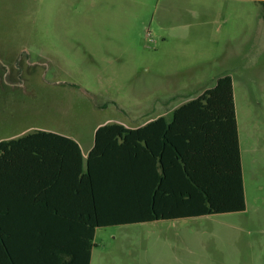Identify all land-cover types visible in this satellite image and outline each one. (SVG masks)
Here are the masks:
<instances>
[{
	"label": "rangeland",
	"instance_id": "374dc122",
	"mask_svg": "<svg viewBox=\"0 0 264 264\" xmlns=\"http://www.w3.org/2000/svg\"><path fill=\"white\" fill-rule=\"evenodd\" d=\"M0 141L137 127L232 80L245 210L96 231L91 264H264V0H0Z\"/></svg>",
	"mask_w": 264,
	"mask_h": 264
},
{
	"label": "trees",
	"instance_id": "16d2710c",
	"mask_svg": "<svg viewBox=\"0 0 264 264\" xmlns=\"http://www.w3.org/2000/svg\"><path fill=\"white\" fill-rule=\"evenodd\" d=\"M171 116L142 128L97 126L86 159L72 139L44 130L1 140L0 212L29 208L57 217L38 220L56 228L33 238L0 228V264H90L96 228L244 211L231 78H217ZM76 181L77 203L28 205V185L64 183L73 193ZM60 228L69 230V245L61 243Z\"/></svg>",
	"mask_w": 264,
	"mask_h": 264
},
{
	"label": "crops",
	"instance_id": "0c3cea01",
	"mask_svg": "<svg viewBox=\"0 0 264 264\" xmlns=\"http://www.w3.org/2000/svg\"><path fill=\"white\" fill-rule=\"evenodd\" d=\"M204 91L205 90H203L199 94H196V96H194L190 100L197 98ZM175 99H176L175 95L164 96V97L161 96L160 101H163V104H161V109L156 110L155 115L153 116H144L142 117V119L140 118V123L137 127L142 128L158 118H163L165 122L169 123L172 119V116H171L172 111L179 106L178 104L173 106L172 103ZM235 115H236V109H235ZM236 123H237V117H236ZM127 128H133V127H127ZM46 132H50L53 134H57V135L72 139L78 145L83 159L87 158L89 152L92 150L94 146V133L90 139L82 134H78L74 136L73 134L58 133V132H53V131H46ZM237 132H238V123H237ZM238 140H239V132H238ZM239 153H240V164H241V173H242V158H241V151H240V140H239ZM142 165H143L142 170L144 171V174L146 173L148 174L147 157L143 161ZM78 183H79L78 181L75 182V192L73 193H71L68 190L69 187H67V185H65L64 183H41V184L32 183L31 185L27 186L28 191H27L26 200L28 202V205H30V202H35L36 200H39V199L42 202L47 201V202H53V203L56 202V203L65 204L66 202L73 201L74 203H77L78 200L80 199V197H78ZM242 188L244 191L243 174H242ZM15 191H17V189H14L13 193ZM9 193L12 194V191L9 190ZM1 208L3 207L1 206ZM32 210L33 209L27 208L26 211L20 212V214H18L15 211H12V210L9 211V210L4 209L3 211L0 212L1 230L2 231L4 230L8 233L10 232L12 235L18 234V235H25L27 237L33 238V237H37V235L39 234H42V235L49 234L48 231H51L52 228H56V227H52L51 224L40 225L37 223V221L40 219H46L45 217L52 219L57 216L51 213H48V212H44V211L36 212ZM227 214H234V213H227ZM219 215H226V214H219ZM209 216H218V215H209ZM204 217H208V216H201L198 218H204ZM198 218H192V219H198ZM168 221H178V220H159V221L148 222V223L132 224V225H125V226H114V227H128V226H134V225H146V224H151V223H156V222H168ZM98 229L100 228L95 229L94 237ZM58 232H59V236L64 238L63 242L61 243H64L65 245H69L71 242V239L69 238V234H70L69 230L66 228L65 229L60 228L58 229ZM50 234H54V233H50ZM15 243H17V241ZM93 243H94V247L91 250V257H92V252L94 248L96 247L94 240H93ZM21 244L24 245V249L26 251L32 250L33 245L30 248L28 242H26V244L24 243H21ZM65 249H68V248H65ZM91 257H90V264H91Z\"/></svg>",
	"mask_w": 264,
	"mask_h": 264
},
{
	"label": "flooded vegetation",
	"instance_id": "af4514ba",
	"mask_svg": "<svg viewBox=\"0 0 264 264\" xmlns=\"http://www.w3.org/2000/svg\"><path fill=\"white\" fill-rule=\"evenodd\" d=\"M0 66L3 68V66L6 68V70H8L7 66L4 65V63H2V61H0ZM3 80V79H2ZM1 80V75H0V82H2Z\"/></svg>",
	"mask_w": 264,
	"mask_h": 264
}]
</instances>
